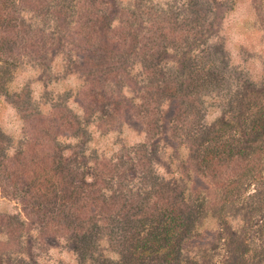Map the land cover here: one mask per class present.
<instances>
[{
    "label": "rangeland",
    "instance_id": "rangeland-1",
    "mask_svg": "<svg viewBox=\"0 0 264 264\" xmlns=\"http://www.w3.org/2000/svg\"><path fill=\"white\" fill-rule=\"evenodd\" d=\"M8 1L0 138L17 143L32 130L27 125L52 119L51 134L61 128L57 152L80 167L72 183L81 191L69 197L76 213L67 197L56 203L64 212H51L23 176H2L0 155V264H264V152L218 220L220 191L210 180L181 179L179 163L171 164L193 151L200 134L178 152V140L159 136L173 97H185L179 81L207 85L186 94L211 98L193 116L220 143L264 114V0ZM107 34L112 45L103 42ZM221 97L237 103L215 102ZM231 167L230 177L243 171ZM126 187L131 196L122 199ZM106 190L111 201L95 200ZM196 196L204 202L199 236L177 258L140 256L138 237L174 208L181 219L194 215Z\"/></svg>",
    "mask_w": 264,
    "mask_h": 264
},
{
    "label": "trees",
    "instance_id": "trees-1",
    "mask_svg": "<svg viewBox=\"0 0 264 264\" xmlns=\"http://www.w3.org/2000/svg\"><path fill=\"white\" fill-rule=\"evenodd\" d=\"M8 7L9 1L0 0V33L1 30L6 27V24H13V20L11 21L8 14L5 12ZM105 39L111 41V45L115 43L114 36H109L107 34V36L103 38V42ZM181 76L184 75L181 73ZM178 83L180 86L179 92L185 94V97H173L174 103H171L169 106L173 111L167 118L168 121L163 119L162 122H164L166 126L162 127V125H160L159 130L162 133H159V136L169 134L171 137L170 139H174V141L178 140L176 146V152H178L180 149L179 147L184 144L183 141L190 142L191 137H194L196 132L200 134L198 141L191 142L194 143L192 147L193 151L191 149L190 152H186L183 158L181 155L177 154V160L172 159L171 164L175 165L179 163L178 169L183 173L180 177L181 179H185L187 182L191 181L193 178L210 180L213 187L220 191L218 192L221 193L218 202L220 208L217 212L218 220H220V218L223 217L221 212L224 211L221 205L229 203L232 199L234 200V198L237 197L244 176H252L254 170L256 172L257 167L254 168V166H256L255 162H257V157L264 152V141L262 140L261 142L262 137H264V134L261 135L264 132V114H259V117L254 116L252 119L245 121H252V125H249V128L245 126V130L239 126L241 130H238V132L236 131V136H238L237 139L228 143H220L218 139L214 140L215 138H213L217 136L215 134L216 132H214L215 129L209 131V128L202 125L201 119L193 116V114L205 113L203 109L207 107V102L211 98L207 100V95L203 94L201 91H194L190 94H186V89L188 88L196 86V89H204L207 85L197 80L189 81L188 83L179 81ZM223 100L225 102L227 101V104L231 106L237 103L235 98L230 97H221V100L215 102H222ZM183 106L185 109H183ZM127 111L128 110H126V112ZM188 111L189 114L186 115ZM242 122L240 125H242ZM51 123H53L52 119L41 122L40 126H38V123L35 125L30 123L27 125V128L30 127L32 130L30 132L26 130L23 137L17 140V143L14 142V136L10 138H0V140L3 139L0 145V155H2L3 159L1 163L5 165L4 167L1 164V169H5L2 176L7 179L13 177L14 174L23 176L27 180L29 190H31V192L33 191V195L44 198L48 203H52V206H49L48 209L58 214L64 212V210L56 203H59L63 198L67 197L69 204L73 207L75 206L73 202H70L71 200L69 197L74 200L73 193H76L75 191H81L80 188L72 183L73 173H75L76 170H80V167L78 166L77 168L73 160L69 162L70 157L65 158L62 156L60 150L57 152V145H59L58 135L60 134L59 132H61V128L58 127L59 131L57 134L55 132L56 135L54 136L50 132L52 129ZM41 126L42 128H40ZM202 127H204L205 130ZM4 135V132L0 130V137H5ZM209 136L211 137V142L208 140ZM256 138L258 144L256 143L255 146L254 143L256 140L253 139ZM4 145L6 148H3ZM231 165L236 167V169H243L242 173L236 176H228L226 172L231 171ZM84 185H87L85 181ZM185 191V189H181L182 194H185ZM130 192V189L126 187L122 199L124 196H131ZM95 194V200L101 198V202L104 203H106V198H109L111 201L110 197H113V193L109 192L107 194V190L101 193L96 191ZM50 197H53L54 201L49 199ZM196 199L197 200L192 201V203L196 205L198 209L195 213L197 215H188V217L181 219L178 214H175L176 210L174 208L171 214L165 213L163 218L158 224H155V227L151 229V231L149 230L146 235L138 237L139 239L136 241L141 243L140 248L142 250L140 256L141 254L142 256H147L149 252L155 255L159 252H164V256L167 257L166 260L172 257L177 258V256L184 251L183 245L187 243L188 240L199 236V223L197 222L198 216L200 217L202 212L200 208L203 207L204 202L203 199L199 200L200 198L198 199V196H196ZM107 205L109 206V202ZM74 209L76 213L77 210L75 207ZM153 216L155 217L156 214L151 215V219H153ZM58 226L61 228L63 223ZM75 229L74 227L73 230ZM138 235L141 234L139 233ZM229 244L231 246L234 245L232 240L229 241ZM111 261L112 264H120V262L115 263L114 260ZM125 264L131 263L125 262Z\"/></svg>",
    "mask_w": 264,
    "mask_h": 264
}]
</instances>
